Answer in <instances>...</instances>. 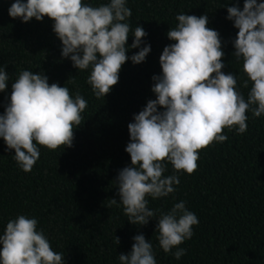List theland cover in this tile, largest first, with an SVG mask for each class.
I'll list each match as a JSON object with an SVG mask.
<instances>
[{"label": "clouds", "instance_id": "clouds-1", "mask_svg": "<svg viewBox=\"0 0 264 264\" xmlns=\"http://www.w3.org/2000/svg\"><path fill=\"white\" fill-rule=\"evenodd\" d=\"M128 3L14 0L8 15L23 23L50 18L62 58L70 59L78 73L89 72L87 84L97 99H104L118 83L125 62L140 64L151 51L143 39L148 35L144 28L138 23L131 27ZM223 7L226 19L238 30L232 55L242 62L243 87L251 85L247 97L240 91L236 73L222 71V39L217 30L207 27L208 15L178 13L175 27L167 32L173 43L164 47L159 58L162 71L152 77L155 99L128 124L130 142L125 151L131 163L114 180L119 200L112 198L111 204L121 208L133 225L144 226L155 219L158 247L175 260L187 254L180 246L199 225L186 201L175 202L180 176L198 168L199 150L228 140L225 129L243 135L248 130V113L252 119L264 116V0H244L242 9L238 2ZM129 36L133 37L130 45ZM130 49L139 50L128 56ZM6 69L7 64L0 65V93L9 86ZM87 106L79 91L72 94L66 86L50 84L43 71L21 70L11 82V94L0 114L5 151L14 150L12 159L18 169L30 173L40 159L41 147L49 151L62 147L63 152L73 146L74 130L81 125ZM169 164L172 174L165 175ZM170 195L174 203L169 210L149 207L150 200ZM38 224L36 217L26 214L8 220L0 232V264H66L64 253L51 247ZM132 240L131 250L118 255V264H157L151 240L142 233ZM114 243L120 244L116 236Z\"/></svg>", "mask_w": 264, "mask_h": 264}, {"label": "trees", "instance_id": "trees-1", "mask_svg": "<svg viewBox=\"0 0 264 264\" xmlns=\"http://www.w3.org/2000/svg\"><path fill=\"white\" fill-rule=\"evenodd\" d=\"M12 2L0 0V65L7 64L10 75L8 89L0 93V114L11 94V82L23 69L43 71L50 84L66 86L72 94L79 91L88 106L74 130L73 146L63 152L62 147L54 151L41 147L30 173L18 169L12 159L14 150L5 151L0 139V232L18 214L34 216L51 247L64 253L66 264H118V255L127 254L132 237L141 233L153 243L157 264H264V116L252 119L248 113L243 135L225 129L228 140L199 150L198 168L180 176L175 202L186 201L199 219L193 237L180 246L187 249L180 260L159 249L155 219L144 226L133 225L121 208L111 204L112 198L119 200L114 182L118 171L131 163L125 151L130 142L128 124L155 99L152 77L162 71L159 58L164 47L173 43L167 32L175 27L178 13L208 15L207 27L217 30L222 39V71L236 73L240 91L247 97L251 85L243 87L242 62L232 55L238 30L226 19L223 7L238 2L242 9L244 0H129L131 27L138 23L144 28L148 35L143 39L151 51L140 64L125 62L118 83L104 99L92 93L86 82L89 72L78 73L70 59L62 58L53 21L13 19L8 15ZM132 40L129 36L127 43ZM170 174L169 164L165 175ZM173 203L170 195L150 200L149 207L167 211Z\"/></svg>", "mask_w": 264, "mask_h": 264}]
</instances>
